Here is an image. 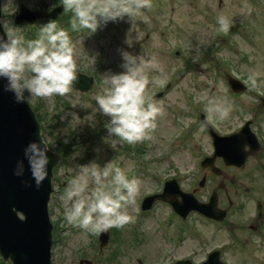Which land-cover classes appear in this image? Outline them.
<instances>
[{
    "label": "rangeland",
    "instance_id": "374dc122",
    "mask_svg": "<svg viewBox=\"0 0 264 264\" xmlns=\"http://www.w3.org/2000/svg\"><path fill=\"white\" fill-rule=\"evenodd\" d=\"M86 2H93L99 8L103 0ZM123 2L132 4L134 0ZM147 2L149 7L125 14L114 22L101 23L96 30L98 35L88 31L77 38L75 34L70 37L76 72L95 79L89 94L83 95L72 88L63 96L48 98L24 93L25 101L42 126V137L48 148L64 154L62 165L53 175V190L48 202L52 234L59 239L51 247L50 260L52 264H79L83 259V264L85 261H92V264H173L175 260L189 259L192 264H200L207 253L224 247L221 257L224 264H260L264 258V240L262 236L251 243L246 241L251 231L248 226L254 224V207L243 194V188L250 186L251 190L253 187L260 190L264 181L255 182L250 176L251 184L243 172L228 170L244 186L235 184L238 187L236 195L234 188H230L232 217L228 218L225 232L216 231L197 215L181 221L161 203L149 216L140 217L138 207L145 197L159 193L163 182L170 178L178 179L184 192L196 188L198 200L208 198L212 185L207 183L203 190L199 188L205 172L199 163L213 152L210 137L200 127L199 117L204 113L224 135L254 114V111L241 112L236 104L230 103L223 84L226 75L234 77L244 87L248 85L249 93L242 97L246 104L255 108L259 97L264 98V0H250L249 9H245L249 0ZM1 3V26L5 35L23 37L26 44L31 40L32 29L39 32L40 25L47 21L39 20L33 28L24 24L16 26L13 21L19 7L47 12L64 4V0H2ZM220 16L226 18V30L218 23ZM73 18L74 13L64 7L63 15L50 22L73 34ZM175 50L180 55L175 56ZM124 52L137 57V64L153 59L157 64V67L142 65L143 74L149 79L144 95L146 102L154 103L161 112L155 119V128L150 131V139L135 144H128L104 129L109 118L102 115L96 105V96L108 87L103 78L125 70L122 67ZM167 84L170 89L166 94L154 100L155 94L165 91ZM212 104L230 106L228 117L220 119L210 112ZM257 112L258 115L263 112L259 105ZM262 127L264 130V125ZM261 138L264 141V132ZM85 168H88L89 193L97 187L90 175L93 168L107 171L106 185L116 169L129 180L137 173L136 179L140 182L135 197L126 206L133 219L119 228L106 230V233L109 230L110 241L103 250L98 247L99 232L76 228L65 220L68 203L62 196ZM187 173L192 178L188 179ZM132 221L136 225L141 223L137 236L130 233ZM116 228L120 229L116 239L124 241L123 244L111 241ZM230 235L236 242L234 247L227 249L232 241ZM113 253L115 259L109 261ZM0 264L7 262L0 259Z\"/></svg>",
    "mask_w": 264,
    "mask_h": 264
},
{
    "label": "clouds",
    "instance_id": "9594fccd",
    "mask_svg": "<svg viewBox=\"0 0 264 264\" xmlns=\"http://www.w3.org/2000/svg\"><path fill=\"white\" fill-rule=\"evenodd\" d=\"M149 6L147 0H134L132 4L123 0H103L99 8L86 0H64L65 9L74 13L73 30L84 28L91 33H95L101 23L114 22ZM218 23L227 29L224 16L219 17ZM122 60L125 70L103 78L108 87L96 96V105L98 111L109 118L106 125L109 133L128 144H135L150 139V131L155 128V119L161 112L154 103L146 102L144 95L149 79L143 74L142 65L157 67V64L154 59L137 64L138 58L127 52L122 53ZM0 80L6 81L3 91L12 93L16 103L25 101V92L40 98L68 93L77 80L68 33L56 23L47 22L40 25L39 38L26 44L23 37L0 38ZM230 110V106L218 104L209 107L220 119L227 118ZM25 161L34 186L39 189L48 174V148L30 141L23 149V159L16 163L14 175H23ZM90 175L97 186L90 193L88 168H85L63 194L62 199L68 203L65 220L92 232L129 223L133 217L126 206L135 197L140 182L135 178L127 179L120 169L115 170L107 185L104 183L107 171L93 168ZM7 264H12L11 257Z\"/></svg>",
    "mask_w": 264,
    "mask_h": 264
},
{
    "label": "water",
    "instance_id": "95a60500",
    "mask_svg": "<svg viewBox=\"0 0 264 264\" xmlns=\"http://www.w3.org/2000/svg\"><path fill=\"white\" fill-rule=\"evenodd\" d=\"M62 8V6L53 8L48 13H37L21 6L15 17V24H31L41 18L56 19L61 15ZM3 37L6 36L0 25V38ZM76 75L77 80L72 88L87 92L91 88L92 78ZM228 82L234 90L240 87L234 79L228 78ZM5 83L6 81L0 80V257L3 261L11 257L12 264H51L50 247L53 238L47 203L52 192L53 169L60 160L59 155L48 148L50 159L48 174L39 189L34 186L26 161L23 175L13 174L17 161L23 159L24 147L30 141H37L45 146L46 144L40 135L41 126L32 108L26 101L14 102L13 94L3 91ZM242 133L241 131L239 134L224 138H218L213 134L214 157L228 156L225 158L228 164H243L247 153L242 149H236ZM214 157L205 159L202 164L211 166ZM177 196L182 199L181 203L176 202ZM157 199L167 202L182 219L191 211L214 220L221 218L215 208L214 195L203 205L192 195L181 193L171 182L165 183L163 193L159 196L145 199L142 209H149L151 203ZM107 240L106 232H102L99 247L103 248ZM217 258V253L211 254L203 264H221L217 262Z\"/></svg>",
    "mask_w": 264,
    "mask_h": 264
},
{
    "label": "flooded vegetation",
    "instance_id": "af4514ba",
    "mask_svg": "<svg viewBox=\"0 0 264 264\" xmlns=\"http://www.w3.org/2000/svg\"><path fill=\"white\" fill-rule=\"evenodd\" d=\"M37 26V25H35ZM246 93H249L248 85L246 84V87L244 89L241 88V91L239 93H233L229 91V94L231 95L232 104H236L238 106V109L243 111L253 112L252 116L250 118H246L243 120L238 126L233 128L229 132H225L226 134L222 135L219 129H216V125L213 122V127L216 131V134L223 137L226 135H233L235 133H238L240 130H242L243 127L247 128V133H244L242 136L239 137V144L236 146V149H243V151L247 152L250 151L252 153H249L248 156L245 158L244 164L242 165H231L228 164V161L225 160V158H228V156H218L214 159V168H204L203 173V182L200 186H202L200 189L203 190L206 187V184H211V190L208 194L211 195L212 193L215 194L217 197V207L222 209L225 212V216L223 220L220 222V224L224 223L226 227H228V218L232 217V214L230 213V210L233 208V200L231 198L230 194V188H234L233 194H237L238 187L236 185L244 186L240 182V179L234 175L229 174L228 170L236 171L237 172H243L244 176L247 177L248 181L252 184L253 181L260 183L261 181H264V141L261 138V133L264 132L263 125H264V105L261 103V100L264 99L263 97H259V101L257 105L252 107L251 105L246 104L242 97ZM258 105L263 109L262 114L258 115ZM232 150V149H231ZM230 150V151H231ZM227 162V163H226ZM247 169V170H246ZM214 171V172H212ZM245 171V172H244ZM188 179L192 178V175L186 174ZM251 176V181L249 177ZM213 178V179H212ZM238 178V179H237ZM176 179V178H175ZM178 183V179H176ZM236 184V185H235ZM243 191V194L252 201V207H254V224L251 226H248V228L253 231L257 232L261 237L263 236L264 240V200H262L261 197H264V183L262 185V188L258 190L257 188L253 187V190H251V187L245 186ZM196 188H193L194 194L196 193ZM261 195L259 197V195ZM208 198H204L202 201L205 203L208 201ZM247 201L250 203V201ZM130 230V233L132 234V230ZM122 235L124 233L123 230ZM120 230H118L115 234V232H112L113 238L112 240L114 242H118L120 235ZM133 235V234H132ZM111 240V241H112ZM248 241V240H246Z\"/></svg>",
    "mask_w": 264,
    "mask_h": 264
}]
</instances>
